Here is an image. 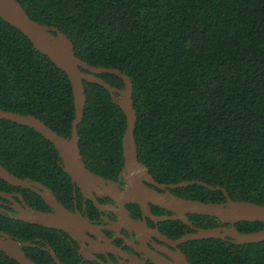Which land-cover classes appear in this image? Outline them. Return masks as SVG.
<instances>
[{
	"label": "trees",
	"instance_id": "obj_1",
	"mask_svg": "<svg viewBox=\"0 0 264 264\" xmlns=\"http://www.w3.org/2000/svg\"><path fill=\"white\" fill-rule=\"evenodd\" d=\"M16 1L31 20L65 34L79 60L129 77L137 159L155 182H192L171 190L185 200L225 203V192L233 202L264 206V0ZM97 76L124 88L114 75ZM83 84L86 104L77 127L82 161L91 173L115 178L123 168L125 115L104 88ZM0 110L31 115L71 137L69 78L2 19ZM0 165L21 180L45 185L64 205L72 200L57 151L31 128L0 119ZM0 191L20 192L31 207H45L40 197L2 179ZM188 219L201 229L218 226L210 216ZM165 224L174 240L191 233L182 221ZM233 226L240 233L264 229L259 222ZM0 231L40 246L36 239L45 229L0 215ZM48 241L57 250L52 235ZM179 248L190 264H264V241L204 239ZM23 250L43 264L39 248ZM0 264L18 263L0 252Z\"/></svg>",
	"mask_w": 264,
	"mask_h": 264
},
{
	"label": "water",
	"instance_id": "obj_2",
	"mask_svg": "<svg viewBox=\"0 0 264 264\" xmlns=\"http://www.w3.org/2000/svg\"><path fill=\"white\" fill-rule=\"evenodd\" d=\"M0 19L22 33L30 41L36 51L46 56L54 66L67 75L72 86L75 108L74 120L71 124L72 130L70 139H65L57 135L40 120L31 115H19L0 110V119L31 128L44 139L48 140L58 153L63 171L70 177L71 182L76 184L83 193L90 190L96 191L97 189L107 191V184L113 186L112 182L104 181L99 176L91 173L85 167L80 155L77 127L82 120L86 104L83 84V81H86L87 83L97 84L104 88L109 93L112 100L122 110L126 119V129L122 137L123 168L121 174L129 176L131 188L124 194L117 190V188H113V193L110 192V196H112L115 201L135 203L140 206L145 215L148 211V203L162 209L170 210L176 214L175 217H171L170 219L182 221L193 231L183 235L181 238L170 241L169 244L172 247L180 246L189 241L204 239L226 240L229 238L236 245L253 244L264 241V229L254 233H240L233 226L238 222L264 223V206L246 202H233L225 192H223L226 198L225 203H202L199 201L185 200L176 197L169 191L159 193L143 184L142 181L146 180L147 183L154 187L162 190H169L187 186L192 184V182L177 185L159 184L153 180L147 169L138 162L137 146L134 138L136 113L133 108L132 83L127 75L113 68L91 67L79 60L75 56L72 42L65 34L55 27L41 25L31 20L23 7L16 0H0ZM80 69H84L87 72H83ZM100 74H110L120 78L124 82V88L117 89L110 86L102 78L97 76ZM0 179L16 188L29 189L35 192H37L35 188H40L43 190V193L39 192V195L44 202L55 211L54 214H48L33 210L26 206L21 196L10 195L0 191V198L10 200L16 205L19 213L16 217L17 220L24 223L39 225L41 227L61 230L69 235H73L75 232L79 231L82 232L84 228L90 227L89 223L81 216L71 214L59 204L52 192L44 185L30 180H21L10 174L1 165ZM200 185L213 189L205 184ZM13 197L19 198L24 208L14 202ZM0 212H2V210H0ZM7 214L9 213L7 212ZM187 214L214 217L221 225L207 229L196 228L189 222L186 217ZM161 220L165 219L162 218ZM225 225L232 226L228 228ZM25 247H32V245L30 243L20 242L7 233L0 231V252L4 253L9 259L18 264H35L26 256L23 250ZM51 254L55 262L59 263L54 253L51 252ZM151 260L155 264H173L162 257H151ZM174 264L190 263L179 250L178 257L175 259Z\"/></svg>",
	"mask_w": 264,
	"mask_h": 264
},
{
	"label": "flooded vegetation",
	"instance_id": "obj_3",
	"mask_svg": "<svg viewBox=\"0 0 264 264\" xmlns=\"http://www.w3.org/2000/svg\"><path fill=\"white\" fill-rule=\"evenodd\" d=\"M121 173L122 170L115 178L100 176L102 180L113 183V186L106 185L107 191L97 189L96 191L90 190L83 193L70 180L72 200H68L65 205L44 185L52 192L59 204L71 214L81 216L89 223L90 227L84 228L82 232H75L73 235L61 230L43 227L45 229L43 237L36 239L41 245H32V248H39L45 253L43 264H51L50 259L54 264H155L151 257H162L173 264L175 263L178 251L182 252V250L179 246L172 247L169 244L170 241L174 240L172 237L173 232L165 223L180 220L170 219L175 217L176 214L151 203H148V211L145 215L140 206L135 203L115 201L110 196V192L113 193V188H117L123 194L131 188L129 176ZM142 182L159 193L168 191L171 193L172 190L159 189L147 183L146 180ZM35 189L37 192L29 189L25 190H29V192L41 198L39 192L43 193V190L40 188ZM7 194L21 196L28 208L37 210L27 204L22 193L11 191ZM13 199L14 202L24 208L19 198L13 197ZM41 200L44 202L42 198ZM0 210H2L0 215L17 220L16 217L19 213L12 201L0 198ZM37 211L48 214H54L55 212L46 203L43 210ZM189 215L195 214H187L186 217L188 218ZM162 218L165 220H161ZM196 224L195 222L191 225L198 228ZM220 225L218 221V226ZM231 226L227 225L226 227L230 228ZM189 229L191 232L193 231L190 227ZM51 235L54 237L53 244L57 250H54V247L48 241V237ZM51 252L54 253L59 263L55 262Z\"/></svg>",
	"mask_w": 264,
	"mask_h": 264
}]
</instances>
